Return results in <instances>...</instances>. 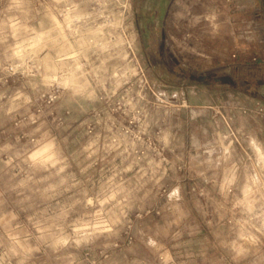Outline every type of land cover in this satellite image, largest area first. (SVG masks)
Returning <instances> with one entry per match:
<instances>
[{
	"label": "rangeland",
	"instance_id": "374dc122",
	"mask_svg": "<svg viewBox=\"0 0 264 264\" xmlns=\"http://www.w3.org/2000/svg\"><path fill=\"white\" fill-rule=\"evenodd\" d=\"M160 1L0 0V264H264L259 28Z\"/></svg>",
	"mask_w": 264,
	"mask_h": 264
},
{
	"label": "crops",
	"instance_id": "0c3cea01",
	"mask_svg": "<svg viewBox=\"0 0 264 264\" xmlns=\"http://www.w3.org/2000/svg\"><path fill=\"white\" fill-rule=\"evenodd\" d=\"M160 2V0H154V4L156 5L160 4ZM234 7L237 11L245 13L246 17L244 20L246 27L251 28L256 25V27L259 28V38H257V40L264 45V0H235ZM155 20L157 24L159 21L157 18ZM166 25V19H164L163 27L166 28ZM184 100L190 104L193 101L192 98L188 97H185ZM260 155L264 156L262 153Z\"/></svg>",
	"mask_w": 264,
	"mask_h": 264
},
{
	"label": "trees",
	"instance_id": "16d2710c",
	"mask_svg": "<svg viewBox=\"0 0 264 264\" xmlns=\"http://www.w3.org/2000/svg\"><path fill=\"white\" fill-rule=\"evenodd\" d=\"M234 89H235V90H239V88H237L236 86H235ZM251 95H252L253 97H255L256 99H258V100L264 102V98L260 97V96L258 95L257 92H252Z\"/></svg>",
	"mask_w": 264,
	"mask_h": 264
}]
</instances>
